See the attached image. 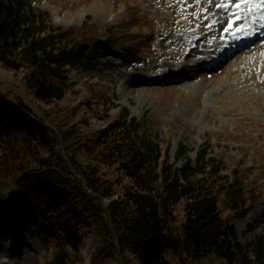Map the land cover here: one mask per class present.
I'll return each instance as SVG.
<instances>
[{"label":"trees","instance_id":"16d2710c","mask_svg":"<svg viewBox=\"0 0 264 264\" xmlns=\"http://www.w3.org/2000/svg\"><path fill=\"white\" fill-rule=\"evenodd\" d=\"M91 34L87 22L71 29L55 24L30 0H0V66L24 76L27 97L41 103L35 109L0 84L6 225L34 224L53 250L50 264H84L79 253L90 237L94 264H196L211 255L222 264H264V235L245 244L232 222L257 197H248L247 169L233 168L211 145L193 155L181 147L173 161L171 142L151 139L146 120L125 108L109 120L107 110L108 126L89 133L73 121L80 109L64 99L75 93L72 72L90 62Z\"/></svg>","mask_w":264,"mask_h":264},{"label":"rangeland","instance_id":"374dc122","mask_svg":"<svg viewBox=\"0 0 264 264\" xmlns=\"http://www.w3.org/2000/svg\"><path fill=\"white\" fill-rule=\"evenodd\" d=\"M30 1L49 11L54 21L65 28H80L86 22L93 27L95 35L89 39L95 41L88 44L90 62L72 72L69 83L75 93L64 99L66 105L80 109L73 121L82 122V131L107 127V118L117 119L125 108L141 122L146 120L151 139L171 142L173 161L181 147H186V155L207 145L215 147L218 156L233 168L248 170V197L257 196L248 202L246 216L232 218L240 240L247 244L255 236L264 235V73H259L256 66L244 72L238 67V76H231L239 63L234 58L217 67L219 75H214L217 68L212 66L193 67L196 60L189 57L187 47L197 46L196 40L208 35H195L199 24L193 22L202 13L212 14L210 5H205L208 1ZM225 19L226 14L218 15L219 22ZM100 35H113L116 42L110 45L105 40L99 46ZM135 45L139 46L136 50ZM258 55L244 54L241 58L257 59ZM182 66L192 73L191 81L171 82L173 78L166 83L163 76L152 74L158 71L175 77L171 72ZM23 78L0 66V84L23 95L36 109L41 103L27 97ZM245 80L247 86L239 88L237 83ZM184 162L182 156L177 165ZM125 187L123 184L118 188L114 199L123 195ZM254 187L256 191L251 194ZM10 227L0 217V264H50L53 250L43 244L34 224L17 219ZM96 250L94 237L82 241L79 256L84 264H94ZM196 264L222 262L211 255Z\"/></svg>","mask_w":264,"mask_h":264},{"label":"bare ground","instance_id":"6f19581e","mask_svg":"<svg viewBox=\"0 0 264 264\" xmlns=\"http://www.w3.org/2000/svg\"><path fill=\"white\" fill-rule=\"evenodd\" d=\"M207 1L208 2L205 5H210L211 9L215 8L216 5H222V4H226L227 2H229L228 0H207ZM235 1L241 3V0H235ZM250 3L258 4V5H251V4L244 5V4H241L242 5L241 9H239L238 7H235V10H240L239 14H241V15L243 13V10H247L246 11L247 12V18L245 19V23L242 26H240V23H237V27L231 28L230 30H232V31L230 33L232 34L233 32H236V34H239V31H240L241 32L240 35H245V34H248L247 32H249V33H254V35L256 36L255 40H257V39H259L261 37L264 39V20L263 21L261 20L258 23L259 26H256V24H250L249 23L250 19H252L256 15H260V14L264 15V2H263V0H250ZM221 9L224 10L225 13L229 12V10H225V8H221ZM248 9H250V10L248 11ZM239 14L237 13L236 15H239ZM236 15H234V16H236ZM201 28H205L207 30V32H205V33H208L206 38H208L210 36L211 37L217 36V35H219V33L221 31V27L220 26H216L214 24L209 25V24H206V23H202ZM230 39H232L231 42L235 46L238 45L237 37L234 40L233 39V35H230ZM250 40L251 39H249V36H247V39L244 40V41L241 38L240 39V44L241 45H239V47L241 46V50L238 51L237 54H235V53L231 54L229 57H228V53H229L228 48L224 47L223 46V42L220 41V40L212 41V40L206 39L204 43H200L199 42V45L196 47V49L199 51L200 48L206 47V46H208L210 48H213V51L216 52L217 55H225V57H227V62H228L230 58L232 59L233 55L236 56V58H240L241 54L244 53V52H252L254 50H263L264 49V40H263V43H260V44L253 43L251 47H246V48L242 47L245 44H249ZM195 52H196V50L191 49L190 50V55L195 53ZM262 54H263L262 55V61L264 63V52H262ZM208 58L209 57L202 58V61H200L198 63V65H201L202 67H207L209 65V63H214L215 66L221 64V61H220L219 58H214L213 60H211L212 62L209 61ZM236 58H235V61H236ZM263 68L264 67L262 66L261 69H263ZM179 70L180 69H176L175 71L177 72ZM235 74H236V70L233 71L232 75H235ZM237 85L238 86H243V87L247 86V84L245 82L243 84L237 83Z\"/></svg>","mask_w":264,"mask_h":264},{"label":"snow or ice","instance_id":"6c2138e0","mask_svg":"<svg viewBox=\"0 0 264 264\" xmlns=\"http://www.w3.org/2000/svg\"><path fill=\"white\" fill-rule=\"evenodd\" d=\"M250 3V0H241V4H248ZM228 5H225V7H227ZM236 7H240V5H236Z\"/></svg>","mask_w":264,"mask_h":264}]
</instances>
